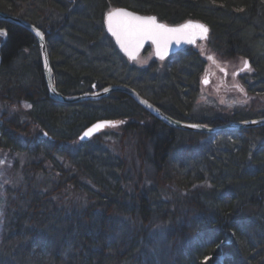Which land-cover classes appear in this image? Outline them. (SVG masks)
Instances as JSON below:
<instances>
[{
  "label": "trees",
  "instance_id": "16d2710c",
  "mask_svg": "<svg viewBox=\"0 0 264 264\" xmlns=\"http://www.w3.org/2000/svg\"><path fill=\"white\" fill-rule=\"evenodd\" d=\"M116 7L154 15L165 24L190 19L203 22L219 56H240L248 61L252 73L242 78L246 91L264 94V0H0L1 12L20 17L44 33L52 80L63 96L124 85L181 122L214 127L264 116L249 111L203 116L195 111L205 62L192 47L170 55L162 68L156 61L146 68L127 64L104 30L105 13ZM0 33V100L30 106L2 113L0 149L42 153L62 175L65 171L56 155L73 162L77 177L71 185L90 199L85 222L78 224V246L68 264L139 261L136 251L140 244L136 243L140 232L118 233V217L125 212L141 221L160 213L171 222L168 236L175 241L177 236L194 234L189 246L178 245L174 264H264V127L210 135L198 146L207 134L160 123L123 94L114 93L99 102L60 103L48 96L35 37L1 20ZM105 101L109 103L105 105ZM100 119L123 120L125 129L137 134L141 159L159 178L144 193L129 196L122 187L117 171L123 167L120 157L104 154L89 141L71 145L82 130ZM30 127L41 137L31 140ZM144 143L150 150L143 154ZM84 181L96 188L85 186ZM165 186L178 192L166 191ZM176 193H181L186 210L179 215L166 208ZM45 201L46 197L34 195L28 197L23 210L20 206L14 209L15 218L9 216L3 228L9 237L13 234L10 239L20 237L28 215H46L41 210ZM56 217L54 221L40 220L38 226L63 223ZM31 249L22 248L1 263L25 264L29 255L38 259ZM50 251L49 258L59 261V253L53 248Z\"/></svg>",
  "mask_w": 264,
  "mask_h": 264
},
{
  "label": "rangeland",
  "instance_id": "374dc122",
  "mask_svg": "<svg viewBox=\"0 0 264 264\" xmlns=\"http://www.w3.org/2000/svg\"><path fill=\"white\" fill-rule=\"evenodd\" d=\"M191 47L198 52L200 57H203L205 62L204 71L199 77L200 90L195 100V111H199L203 116L216 112L232 115L237 113V111H249L256 116L264 113V94L254 95L248 93L242 84V78L252 73L249 65L248 70L242 71L244 62H246L242 57L219 56L212 49L208 38L197 42ZM207 57H212L213 59L209 60ZM125 60L130 66L139 68H146L150 63L156 61L158 62V66L162 68L167 63L168 58L156 60L153 56V48L147 45L137 56L136 60L129 61L127 58ZM206 70L209 73H214V75H208L207 84L202 82ZM237 85L243 90L242 92L237 91ZM108 103V101L104 102L105 105ZM24 105L29 106V104L24 102L9 104L0 100V118L5 111L12 114L16 111L15 109H29V107L25 108ZM143 121L149 122L150 119L143 118ZM113 125L115 126L109 125L101 130L97 134L99 135L98 137L94 138L96 136L94 135L84 141H89L91 142V146L104 150V154L108 153L113 158H121L123 167L117 171L121 174L122 187L126 189L129 196L132 193H144L146 188L152 186L159 178L156 174H153L151 165L147 164L145 159L144 162L142 161V154L140 155L137 146L139 139L137 134L132 130L125 129V121L123 120L115 121ZM31 130V140L41 137L39 131H35L34 128L30 127L29 131ZM82 131L79 133V136ZM79 136L72 142L71 145L73 147L79 146L80 143L83 144L84 141L79 140ZM208 137L210 135L207 134L206 137H203L204 139L199 140L198 146L204 143ZM148 145L146 146L144 143L143 154L145 151L149 152ZM43 158L42 153L30 155L21 151L0 149V264H2L3 258L11 255L15 256L16 252L18 250L21 252L22 248L26 251L32 248L31 252L36 253L38 256V259H30V255L28 254L29 257L25 260L27 261L25 264H68L69 256L72 254V251L74 252L75 247L78 246L76 242L79 232L78 224L85 222V212L88 205L91 204L89 202L90 199L83 191L71 185V180L77 177V168L73 165V162L56 155V161L65 171L64 175H62L55 167L51 166V162ZM105 160L109 159L105 158ZM30 167H39L41 169L33 170ZM79 179L83 182L82 178ZM84 184L85 186L96 188L92 187L93 185L88 181H84ZM164 189L174 192L173 188L165 186ZM34 195H41L47 198L46 204L41 208V210L45 209L46 215L36 218L29 217L28 215L23 220L25 226L20 230V237L10 239L13 234L11 233L9 237L5 233L3 229L4 223L9 219V216L12 218L15 215L13 211L17 206H20L23 210L27 206L28 197L31 198ZM180 198L181 193H176L169 199L167 198L166 208L173 210L175 215L186 212ZM128 199L130 200L131 197ZM9 206L11 210L8 209ZM56 215L60 217L58 220L63 223L59 222V225H51L47 228L45 226H38L37 222L40 220L50 219L54 221L57 218ZM147 215H149V211ZM156 216L155 218L141 221L137 215L126 212L125 214H119L118 233L127 232L129 234L139 231L140 238H137L136 246L140 245L136 251V255H139L137 259L139 261L134 263L125 261L116 264H174L173 257L176 255L178 245H190V240L194 239L192 237L194 234L183 238L177 236V241L170 239L168 231L171 227V222L165 220V217H161L160 213ZM177 219L179 218L177 217ZM69 224L73 225L71 229H69ZM51 228H54V233ZM13 232L19 236L18 231ZM182 240H184V243H182ZM37 246H41L42 249H38ZM47 246L50 250L53 248L54 252L59 253V261L58 259L56 261L49 258L51 251ZM44 259L47 260L44 261ZM5 263L12 264L13 261L6 260Z\"/></svg>",
  "mask_w": 264,
  "mask_h": 264
},
{
  "label": "water",
  "instance_id": "95a60500",
  "mask_svg": "<svg viewBox=\"0 0 264 264\" xmlns=\"http://www.w3.org/2000/svg\"><path fill=\"white\" fill-rule=\"evenodd\" d=\"M114 12H123L127 15L113 16L112 20L109 21L108 16ZM130 17H138L141 20L154 19L157 25H163L166 29H183V31L179 33H167L165 34L166 38L158 40L157 43H153L151 39H144L142 42L138 43L137 37L133 36L130 32L125 31L127 26L130 23H133L129 20ZM0 20L19 26L35 37L39 46L43 77L46 84L48 96L49 98L60 103L75 104L85 101H99L101 99L109 97L111 94L119 93L131 98L137 105H140L147 113L151 114L160 123L166 124L171 128H175L183 132L187 131L191 133H201L204 135H216L227 131H238L242 129L249 130L251 128L264 127V116L254 119H248L246 121L227 122V124H220L214 127L195 122H181L169 117L167 114L160 111V109H158L152 102H149L144 97H142L139 92L124 85H110L94 92H86L74 96H63L57 91V88L52 80V69L44 33L28 21L1 11ZM109 24H111L112 29L116 31L120 36L119 40L117 38V35H113V32L109 31ZM185 25L202 26L203 28L207 29V33L202 34L199 28L196 27L185 28ZM104 27L106 33L111 37L117 50L129 61L136 60L137 56L145 49V47H147V45L153 48V56L156 60L159 61L167 59L168 57H170V55L180 52V50L182 49L189 47L191 48V46H194L197 42L202 41L208 37V26L203 22L190 19L179 24H165L154 15H143L137 11H132L131 9L125 7H116L106 12L104 17ZM37 33L39 35H37ZM185 36H190L192 42H185ZM177 37H180L179 42H177L176 40ZM121 40L124 41L125 47H121ZM167 40H170L171 42H166ZM246 62L248 66V61ZM114 122L115 121L108 119H100L95 121L82 131L79 136V140L84 141L94 135H97L105 127L113 125ZM98 125L100 126L99 128L97 127ZM86 132H89L90 134L88 136H85L84 134Z\"/></svg>",
  "mask_w": 264,
  "mask_h": 264
},
{
  "label": "snow or ice",
  "instance_id": "6c2138e0",
  "mask_svg": "<svg viewBox=\"0 0 264 264\" xmlns=\"http://www.w3.org/2000/svg\"><path fill=\"white\" fill-rule=\"evenodd\" d=\"M126 13L123 12H114L111 15L108 16V20L111 21L113 16H126ZM130 21H132L133 23H130L127 28L125 29V31L130 32L133 36L137 37V42H142L144 39H151L153 43H157L158 40L160 39H165V34L167 33H179L182 32L183 29H166L163 25H157L154 19H144L141 20L138 17H130L129 18ZM190 27H196L199 28L200 32L202 34H206L207 33V29L203 28L202 26L196 25H185V28H190ZM109 31L113 32V35H117L118 40L120 39V36L117 34L116 31H114L112 29L111 24H109ZM0 35H3V33H0ZM37 35H39L37 33ZM185 42L191 43V37L190 36H185L184 37ZM177 42H179L180 37L176 38ZM166 42H171L170 40H167ZM121 47H125V43L123 40H121ZM162 58V57H161ZM209 60H212V57H207ZM217 67H219L217 65ZM243 70H248V66H247V62H244V68ZM214 75V73H209L208 70H206V74L205 77L203 78L202 82L207 84L208 82V75ZM237 91H243L242 89L239 88V86H236ZM25 108H28L30 106L28 105H24ZM110 126H115V125H110ZM98 128L100 127L99 125L97 126ZM90 133L86 132L84 135L88 136Z\"/></svg>",
  "mask_w": 264,
  "mask_h": 264
}]
</instances>
